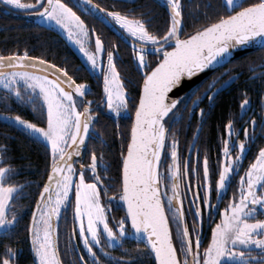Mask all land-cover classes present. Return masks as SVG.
I'll list each match as a JSON object with an SVG mask.
<instances>
[{
  "label": "snow or ice",
  "instance_id": "obj_1",
  "mask_svg": "<svg viewBox=\"0 0 264 264\" xmlns=\"http://www.w3.org/2000/svg\"><path fill=\"white\" fill-rule=\"evenodd\" d=\"M0 5L38 17V26L60 29L83 57L73 67L67 58L54 62L46 51L32 55L35 49L18 40L0 49V125L42 144L46 157L45 178L29 191L31 182L14 179L20 167L12 162L17 136L0 132V264H20L22 249L14 245L25 199L34 201L23 225L32 264H134L126 241H135L138 253L151 256L153 264H264V218H258L264 216V143H257L264 138V95L258 120L249 113L247 87L239 91L240 113L222 125L215 167L209 149L201 161L199 147L217 97L243 72L258 79L264 92V57L259 63L242 61L239 72L236 66L224 68L183 95L172 94L198 74L231 64L238 47L264 50V0H165L160 26L148 0H115L106 7L94 0H0ZM78 12L117 40L109 41ZM122 44L130 47L136 77L122 75ZM81 72L102 78L99 101L89 98L92 86ZM205 98L207 108L200 107ZM28 106L33 119L21 114ZM105 109L117 121H131L116 176L92 143H107L97 129ZM193 116L195 130L182 156L176 125L191 126ZM237 121L243 122L239 129ZM84 153L88 162L79 163ZM113 207L123 209L119 219L111 215ZM69 209L72 226L62 248L61 220L67 224ZM116 249L123 255H114Z\"/></svg>",
  "mask_w": 264,
  "mask_h": 264
},
{
  "label": "flooded vegetation",
  "instance_id": "obj_2",
  "mask_svg": "<svg viewBox=\"0 0 264 264\" xmlns=\"http://www.w3.org/2000/svg\"><path fill=\"white\" fill-rule=\"evenodd\" d=\"M152 1L155 2L160 8L165 10V7H163L162 5L157 3L155 0H152ZM162 1L165 2V0H162ZM66 2L73 3L74 0H66ZM113 2H115V0H94V3L101 4V6H105V7L112 4ZM193 2H195V0H193ZM211 2L214 3L215 0H211ZM138 4H140V3H138ZM151 9L153 10V7H151ZM78 13L83 18H85L88 23L94 24L96 29H97V32L101 33L109 41H116L117 40V37L114 34V32L110 31L103 24L94 20L90 16H86L84 13H81V12H78ZM154 14L156 16L155 23H157V25L160 26V21H162V19L159 17V14H157L156 12ZM29 16H33V15H29L27 13H14V12L10 13V12L5 10V6L0 5V49H3L5 47H9V48L15 47L16 46L15 41L18 40L21 45L26 44L30 48H34L35 50L32 51L31 54L36 55V53L38 52L37 47L39 45L34 44V41L35 40H37V41L41 40L40 37L42 36V40H44V42L49 44L50 31H54L60 37H62L65 42H68L67 39L64 37V35L60 32L59 29L50 30L48 27L38 26V24H39L38 18L29 17ZM186 30H190V29L186 28ZM36 35H38V37H36V39H34V37ZM24 36L29 37L28 42L26 39H25L26 41L23 39ZM10 38H12L11 42H10V40H8ZM5 42H7V43H5ZM70 46H71V44H70ZM72 49L74 50L73 47H72ZM120 49H121V52H120L121 60L125 62L124 63L125 71L122 73V75L123 76L132 75L131 71L136 75L135 66L132 64V61L128 56V52H130V47L128 45L122 44V45H120ZM48 50H49V47L44 49V51H48ZM258 50H260L259 58L256 57L254 59H251V56H247V57L241 56L237 59H234V60H232L231 64H226L223 67L217 69L216 71L211 73L209 76H207L204 80H202L198 85L202 84L206 80H209L213 75H219L221 72L224 71V68L236 66V71H238V72L241 71V68L239 67V65L242 61L249 60V61H255V62L259 63L260 58L264 57V50H262V49H258ZM254 51H257V50H254ZM254 51H252V52H254ZM74 52L76 53L78 60H76L74 63H73V61L69 62L70 66H73V67L80 65L81 61H82V58L78 55V53L75 50H74ZM249 53H251V52H249ZM65 58L66 57H64L62 60H60V63H64ZM121 60H118V67L120 65ZM231 74L232 73H229V75H231ZM80 75H81L82 79L87 80L90 83V85L92 86V92L94 93V96H91L89 98L99 101V99L102 95V78L100 80H98L95 77H89L88 74L84 73V72H81ZM250 76H251L250 73L243 72V74L240 75L239 80L237 81L235 86L231 87L230 89L229 88L224 89L219 94V96L217 97V100L215 102V106L212 109V111L208 117V122H207V124L203 130V133H202L203 142L199 145V147L201 149V161L203 159L204 150L209 149V152H208L209 161H210V165L213 167H215V164L217 161V151H218L219 138L224 134V129H223L222 125L224 123H226L228 118H230L234 115L238 116L240 113L239 102L241 99H243V97L239 95V91L241 89H244L247 87L248 94H249L251 102H252V106L249 109V113H250V115H257V119L259 120V113L262 110L261 109L260 96L264 95V92L261 91L262 86L260 84V81L258 79L253 81L250 79ZM224 79H227V77H224ZM229 99L233 100L234 102L232 101L231 105L228 107V109H226V116H224L220 119H216V118L213 119L214 118L213 114H214V112H216L215 109L218 106V104L224 103L225 101H228ZM208 104H209V101L205 98L204 102L200 105V107L207 108ZM31 113H32V109L30 106H28L27 108H25L23 110V112H21V114L25 115V118H27V119H33V116ZM102 118L103 119H101V121H103L104 123H107L108 118H113L114 120H116L114 114L107 113L106 109H105L104 114H102ZM186 119H187V117H186ZM212 119L214 121H216V120L219 121V125L217 127H215L214 130H212L210 128V125H209L210 121H212ZM245 119H247V117H245ZM242 124H243V122L237 121L235 127L239 129L242 127ZM195 125H196V117L195 116L192 117L191 126H188L184 121H181L180 124L176 125V127L181 128L179 135H180V150H181L182 156L188 155L187 142L189 140H191V138H192V132L195 130ZM100 126H102V122H100V124L97 125V128ZM5 130L8 131L10 134H15L17 136L18 131L14 130V129H5L4 126L0 125V132L5 131ZM257 132L259 133V127H257ZM240 138H243L242 133L240 135ZM257 143H264V138H262L261 140H258ZM95 148H96L97 152L99 153L100 151L98 150V147L95 146ZM84 156H85V159L79 160V163L88 162V154L84 153ZM193 156H195V153H193ZM250 158L251 157H249V159ZM104 159L106 162L111 164V158L109 156H104ZM12 162H14V161H12ZM247 163H248V160H245L244 161L245 167L247 166ZM165 169H166V165H165ZM110 175L116 176L114 167H113V171L110 173ZM22 177L23 176H21L19 173V175L17 177H15L14 179L19 180ZM35 177H37L35 174H29V175H27L26 178L28 180L29 179L33 180V178H35ZM231 191H232V189L230 188L229 193H228L229 196L231 195ZM109 195H111V191L109 192ZM226 200H227V197L225 198V201ZM220 206L223 207L224 204L221 203ZM111 215L115 216L117 219H119V217L121 215H123V209L120 207H113ZM26 218H27V215H25L24 220L21 221V229H23V224H24ZM258 218H264V216H259ZM71 226H72L71 209H69L68 213H67V224H65L63 218L61 220V247L62 248H63V241L67 235V230L70 229ZM21 229L19 231V241L14 246L22 249V254L20 256V264H32L31 255L28 252V242L24 240L25 233H24V230H21ZM203 235L205 237L204 244L206 245L207 237L210 235V229L208 227V220L207 219H205V222H204ZM124 247L126 249L130 250L134 264H153V258L151 256L145 255L144 251H140L138 253V249H137L135 241H126L124 244ZM139 249L143 250L144 246L140 244ZM113 254L117 255V256L123 255V253L119 249L114 250Z\"/></svg>",
  "mask_w": 264,
  "mask_h": 264
},
{
  "label": "trees",
  "instance_id": "obj_3",
  "mask_svg": "<svg viewBox=\"0 0 264 264\" xmlns=\"http://www.w3.org/2000/svg\"><path fill=\"white\" fill-rule=\"evenodd\" d=\"M137 2L144 3L145 0H137ZM148 3L150 7H153L154 13L156 12L157 14H159V17L162 19V21H160V25H162L164 21V16H165V10L160 8L152 0H148ZM36 37H38V35H36L34 39H36ZM40 38L41 40L34 41V44L39 45L37 47L38 52L36 53V55L44 54L45 53L44 49L49 47V50L46 52L49 57L54 58V62H60V60H62L64 57L67 58L68 62L73 61L74 63L76 60H78L76 53L74 52L70 44L68 42H65L64 39L60 37L54 31H50L49 44H47L46 42H44V40H42V36ZM23 39L24 40L26 39L28 42L29 37L24 36ZM8 40H10L11 42L12 38ZM259 52L260 50H257V51L248 53L242 57L251 56V59H254L256 57L259 58ZM131 73L133 77L136 76L132 71ZM132 93L134 95H138V92L135 88L132 89ZM232 101L233 100L229 99L228 101H225L224 103L218 104V106L215 109L216 112H214L213 114L214 118L213 117L212 118L220 119L226 116V109H228ZM130 107H131V104H130ZM132 111L134 112V109H132ZM213 119L212 121H210V124H209L212 130H214V128L219 125V121L217 120L214 121ZM101 122H102V126L98 127L97 129L104 133V139L107 141V143L104 146H101L100 143H98L99 141H93L92 143L98 147V150L100 152L102 151L104 153V156H109L111 158V165L115 169L116 162L119 159V153L121 151V144L122 143L126 144L127 133L130 128L131 121L129 119H120L117 121V120H114L113 118H108L107 123H104L103 121ZM117 124L119 126V134L117 132ZM122 137H123V140H122ZM12 143L18 146L17 150L13 153V155L16 157L13 163L15 165L20 166L19 173L23 177L20 178L19 181L22 183L25 180L31 182V189H29V191H32L36 188L37 182L40 181L42 178H45V177H42V174L45 171V164H46L44 146L42 144H36L28 140H25V138L21 136L19 132L17 133V140L13 141ZM22 155L25 156L26 159H21L20 157ZM29 174H35L37 177L33 178V180H30V179L28 180L26 177ZM34 194L35 193L33 192V195ZM22 203L28 205V207L25 209V212L27 215L25 222H27V220L30 218V215H31L30 209L34 207V201L25 199L22 201ZM21 230H24V229H21ZM141 245H143V243H141Z\"/></svg>",
  "mask_w": 264,
  "mask_h": 264
},
{
  "label": "water",
  "instance_id": "obj_4",
  "mask_svg": "<svg viewBox=\"0 0 264 264\" xmlns=\"http://www.w3.org/2000/svg\"><path fill=\"white\" fill-rule=\"evenodd\" d=\"M155 1L166 8L165 2H163L162 0H155ZM29 17H35V16H29ZM35 18H38V17H35ZM258 49H260V48L254 47L251 45L238 47L237 49L234 50L232 60L237 59V58H239V57H241V56H243L249 52H252V51L258 50ZM219 68H221V67L215 68L214 71H216ZM214 71H205L204 73L198 74L197 76L193 77L190 81H186L181 89H179L178 91H174L172 94L174 96L183 95L184 93L188 92L190 89L197 86L202 80H204L207 76H209Z\"/></svg>",
  "mask_w": 264,
  "mask_h": 264
},
{
  "label": "rangeland",
  "instance_id": "obj_5",
  "mask_svg": "<svg viewBox=\"0 0 264 264\" xmlns=\"http://www.w3.org/2000/svg\"><path fill=\"white\" fill-rule=\"evenodd\" d=\"M79 14V13H78ZM83 18V17H82ZM60 30V29H59ZM60 32L64 35V33L60 30ZM65 37V36H64ZM66 38V37H65ZM68 41V40H67ZM70 44H71V46L74 48V50L78 53V55L83 59V57L81 56V54L77 51V48H76V46L75 45H73L70 41H68ZM93 47H94V45H93Z\"/></svg>",
  "mask_w": 264,
  "mask_h": 264
}]
</instances>
